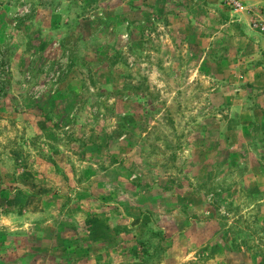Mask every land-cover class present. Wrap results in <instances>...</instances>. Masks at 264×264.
Listing matches in <instances>:
<instances>
[{
    "label": "rangeland",
    "instance_id": "1",
    "mask_svg": "<svg viewBox=\"0 0 264 264\" xmlns=\"http://www.w3.org/2000/svg\"><path fill=\"white\" fill-rule=\"evenodd\" d=\"M264 6L0 0V264H264Z\"/></svg>",
    "mask_w": 264,
    "mask_h": 264
},
{
    "label": "crops",
    "instance_id": "2",
    "mask_svg": "<svg viewBox=\"0 0 264 264\" xmlns=\"http://www.w3.org/2000/svg\"><path fill=\"white\" fill-rule=\"evenodd\" d=\"M243 2V0H241ZM248 1V4H251V5H262L264 6V0H247ZM258 43L260 45V48L262 49V51H264V39H260L258 38Z\"/></svg>",
    "mask_w": 264,
    "mask_h": 264
}]
</instances>
